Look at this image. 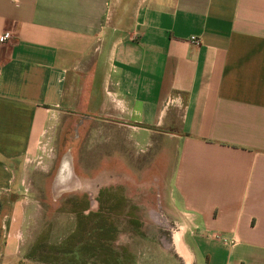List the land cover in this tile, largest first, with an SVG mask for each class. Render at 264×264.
<instances>
[{
	"label": "crops",
	"instance_id": "0c3cea01",
	"mask_svg": "<svg viewBox=\"0 0 264 264\" xmlns=\"http://www.w3.org/2000/svg\"><path fill=\"white\" fill-rule=\"evenodd\" d=\"M4 31L0 264L18 238L11 166L66 113L174 144L156 191L177 264H264V0H0Z\"/></svg>",
	"mask_w": 264,
	"mask_h": 264
},
{
	"label": "rangeland",
	"instance_id": "374dc122",
	"mask_svg": "<svg viewBox=\"0 0 264 264\" xmlns=\"http://www.w3.org/2000/svg\"><path fill=\"white\" fill-rule=\"evenodd\" d=\"M131 136L132 129L124 125H105L66 113L43 136L38 157L11 166L18 189L14 191L16 209L10 226L18 238L7 264H40L29 257L38 237L45 233L47 243L60 242L75 221V215L67 212L68 201L86 196L89 209L96 211L95 198L103 188L119 189L136 207L139 228L119 219L116 245L144 253L142 264H177L170 254L160 251L161 246H167L168 233L156 191L160 184L156 179L163 181L173 165L174 144L163 141L161 135L149 142ZM65 161L70 165L69 176L61 172ZM104 170L107 178L100 181ZM57 181L69 188L57 192Z\"/></svg>",
	"mask_w": 264,
	"mask_h": 264
},
{
	"label": "trees",
	"instance_id": "16d2710c",
	"mask_svg": "<svg viewBox=\"0 0 264 264\" xmlns=\"http://www.w3.org/2000/svg\"><path fill=\"white\" fill-rule=\"evenodd\" d=\"M97 210L89 209L86 196L68 201L67 212L75 215L73 229L58 243H47L41 234L34 243L30 259L40 264H137L124 246L115 244L120 233L119 219L137 229L136 209L119 189H99Z\"/></svg>",
	"mask_w": 264,
	"mask_h": 264
},
{
	"label": "built area",
	"instance_id": "2783aa9c",
	"mask_svg": "<svg viewBox=\"0 0 264 264\" xmlns=\"http://www.w3.org/2000/svg\"><path fill=\"white\" fill-rule=\"evenodd\" d=\"M12 38V34L10 31H4L2 33H0V45H3L5 43H7L8 41H10ZM191 42L193 44H198L199 43V40L195 37H191ZM220 241L223 243V244H227V243H234L233 240H228L226 238H221Z\"/></svg>",
	"mask_w": 264,
	"mask_h": 264
},
{
	"label": "bare ground",
	"instance_id": "6f19581e",
	"mask_svg": "<svg viewBox=\"0 0 264 264\" xmlns=\"http://www.w3.org/2000/svg\"><path fill=\"white\" fill-rule=\"evenodd\" d=\"M70 165H69V162H67V161H65V163L63 164V168H62V171L61 172H63V173H67L68 174V176H69V172H70ZM67 188H69V186L68 185H62L61 183H60V181L58 182H56V184H55V189H58V190H62V189H67Z\"/></svg>",
	"mask_w": 264,
	"mask_h": 264
},
{
	"label": "flooded vegetation",
	"instance_id": "af4514ba",
	"mask_svg": "<svg viewBox=\"0 0 264 264\" xmlns=\"http://www.w3.org/2000/svg\"><path fill=\"white\" fill-rule=\"evenodd\" d=\"M63 190H66V189H62V190H57V192H58V191H63ZM57 192H56V193H57Z\"/></svg>",
	"mask_w": 264,
	"mask_h": 264
}]
</instances>
